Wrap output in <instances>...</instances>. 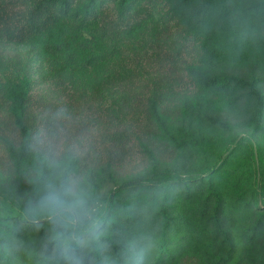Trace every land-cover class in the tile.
I'll list each match as a JSON object with an SVG mask.
<instances>
[{
    "label": "trees",
    "instance_id": "1",
    "mask_svg": "<svg viewBox=\"0 0 264 264\" xmlns=\"http://www.w3.org/2000/svg\"><path fill=\"white\" fill-rule=\"evenodd\" d=\"M85 104L136 144L42 140ZM0 144V264H264V0H0ZM65 177L95 227L40 211Z\"/></svg>",
    "mask_w": 264,
    "mask_h": 264
},
{
    "label": "rangeland",
    "instance_id": "2",
    "mask_svg": "<svg viewBox=\"0 0 264 264\" xmlns=\"http://www.w3.org/2000/svg\"><path fill=\"white\" fill-rule=\"evenodd\" d=\"M135 85L136 88L132 87L129 90L134 91L135 89H141L146 91L145 87L139 88L137 84ZM47 91L48 89H46L44 85L40 84H36V86L32 89V97L35 99L33 108L35 110L40 111V94H45ZM95 101L96 99L94 102ZM80 106L81 108H72L69 115L66 114L60 117L61 119H64L63 121H65V125L63 128L57 129L58 134L56 137L50 136L48 138H42L47 145L53 146V148L57 151L62 150L65 144L83 148L93 144L94 146L99 147L110 143V141L103 136V133L110 135L122 128H129L131 132L128 134L129 138L127 142L130 144L133 143L134 145L136 144L134 135L139 132L140 126L143 123V120L137 116L138 114H136V112L128 114L125 117V120L121 122H110L103 110L88 109L86 104ZM37 114L40 115V113ZM38 121L39 119L37 120V123ZM38 128L40 130V121ZM53 130H55V128ZM38 139L39 140H37L36 143L40 145V134L38 135ZM132 150V152L126 154L123 163L121 164L122 166L120 167V169L126 173L138 170L141 164L145 162L144 156H142L135 148ZM1 156H3V149L0 144V160Z\"/></svg>",
    "mask_w": 264,
    "mask_h": 264
},
{
    "label": "clouds",
    "instance_id": "3",
    "mask_svg": "<svg viewBox=\"0 0 264 264\" xmlns=\"http://www.w3.org/2000/svg\"><path fill=\"white\" fill-rule=\"evenodd\" d=\"M39 209L46 214L47 219L53 220L65 230L74 229L77 221L83 223L85 220L91 221V226L95 227V221H92L94 210L89 209L84 193L71 177H65L59 188L43 197ZM62 236L63 233L58 232L52 239L59 241ZM74 264H80V261L76 260Z\"/></svg>",
    "mask_w": 264,
    "mask_h": 264
}]
</instances>
